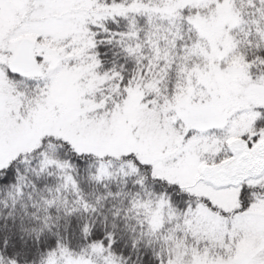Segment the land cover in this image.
Returning a JSON list of instances; mask_svg holds the SVG:
<instances>
[{
	"label": "snow or ice",
	"instance_id": "6c2138e0",
	"mask_svg": "<svg viewBox=\"0 0 264 264\" xmlns=\"http://www.w3.org/2000/svg\"><path fill=\"white\" fill-rule=\"evenodd\" d=\"M0 264H264V0H0Z\"/></svg>",
	"mask_w": 264,
	"mask_h": 264
}]
</instances>
